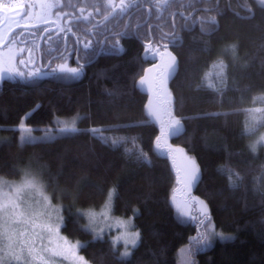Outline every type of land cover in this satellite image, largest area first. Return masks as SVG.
<instances>
[{
	"label": "trees",
	"instance_id": "16d2710c",
	"mask_svg": "<svg viewBox=\"0 0 264 264\" xmlns=\"http://www.w3.org/2000/svg\"><path fill=\"white\" fill-rule=\"evenodd\" d=\"M157 2L126 0L131 9H117L104 19L114 11L106 0H59L52 12L62 20L53 31L55 40L61 46L69 27L79 39L92 40L93 48L81 46L77 57L88 64L79 65L73 55L63 54L69 68L80 69L74 78L52 72L0 81V178H20L19 170L43 168L48 189L61 190L64 200H72L63 230L86 241L81 251L92 264H264V143L252 150L264 133V122L257 124L253 115L264 121V113L244 111L264 109V5L258 0H159L154 7ZM158 10L166 32L175 17L183 41L182 46H170L177 57L169 83L173 113L184 124V131L172 139L199 164L201 180L194 191L208 205L212 221L232 234L202 249L191 239L202 230L190 217L180 216L172 202L176 172L156 146L160 128L148 115V93L138 83L153 60L142 55L145 40L151 38L147 26ZM211 17L217 18L216 31L202 32L200 21ZM98 25L107 33L124 31L122 52L102 42ZM69 40L76 49V40ZM29 112L31 118L24 119ZM76 114L78 131L48 143H20V122L42 132L57 117L71 120ZM245 126L251 131L244 133ZM93 128L98 131L91 132ZM142 153L147 154L144 163L138 158ZM113 189L118 198L110 195ZM110 197L111 213L132 216L140 232L138 245L125 260L123 244L81 230L85 219L72 207L97 210ZM133 209L139 213L134 215Z\"/></svg>",
	"mask_w": 264,
	"mask_h": 264
},
{
	"label": "snow or ice",
	"instance_id": "6c2138e0",
	"mask_svg": "<svg viewBox=\"0 0 264 264\" xmlns=\"http://www.w3.org/2000/svg\"><path fill=\"white\" fill-rule=\"evenodd\" d=\"M166 2V0H165ZM260 5H264V0H258ZM106 3L115 10L119 8L120 11H124L125 8L130 5L125 3V0H120L119 5L114 4L113 0H106ZM157 7H159V0L157 2ZM17 9L24 10L25 5L23 3L6 4L0 3V12H16ZM83 13V9H80ZM97 12L100 11L99 8L96 9ZM252 12V9H248ZM222 14V13H221ZM19 15V13H17ZM30 15V13H29ZM107 15L104 19H107ZM9 20H13V17H9ZM77 20L80 17L76 18ZM87 19V17H84ZM187 21V18H185ZM19 26L18 21H16ZM195 23V22H193ZM201 31L202 32H212L216 31L218 27V21L216 17H211L207 20H201ZM208 24L211 27L205 28L204 25ZM183 27L189 30V25L186 22ZM151 30V26H149ZM171 31L161 32L158 43H153V38H147L144 42V51L142 58L147 60L152 58L158 60L159 63H152L147 69H144L145 75L140 78V84H149L152 86L154 83L149 79V74L154 70H158L159 85L164 86L169 78L174 77L177 69V58L175 55L169 51L170 46L179 47L182 46L183 41L176 32V22L173 20L171 24ZM9 30H11L9 25ZM61 31H64L61 29ZM69 32L72 31L71 27L68 28ZM121 35V34H117ZM164 41H167L165 43ZM4 43V37L0 36V44ZM77 43H82L83 49L91 50L93 48V41L85 39L80 41L77 38ZM113 48L118 49V42L112 45ZM80 49H73L78 56ZM79 58V57H78ZM13 57L9 55L8 60L5 62L0 58V79H3L4 72L15 73L23 77L24 72L19 71L12 67ZM20 64H25V61L21 60ZM227 67V65H223ZM54 72H59L61 74H67L64 78L75 77L78 75L79 68H69L66 64H60L55 69ZM40 70L28 72V76L35 78L39 75ZM224 87H227V77L225 76L222 80ZM244 111L259 114L264 113V109H245ZM159 109H153L151 107V101L148 106V115L158 117ZM169 121L167 123V133L162 130V135L179 136L183 131V125L180 119L173 118L171 113L168 112ZM32 112L26 113L24 119H30ZM253 119L257 124L262 121L256 115H253ZM143 123H147L144 121ZM133 127H139L141 125H132ZM78 131L74 126L72 128H60L57 133L63 135L68 132ZM96 133L98 130L93 128L90 130ZM103 132L104 130H99ZM244 133L251 131L247 126L244 128ZM60 138L59 135H53L51 131L46 132L43 137H34L31 135V130H28V134L21 137L20 143L35 145L36 143H48L55 139ZM161 137L157 136V148L160 147L159 141ZM258 143H264V135H261L257 141ZM115 144V141H112ZM252 150H255V145L252 146ZM182 151V150H181ZM142 163L147 161V154L142 153L138 157ZM183 165L180 169H177V183L181 184L182 191L188 193L194 184H197L201 180V170L196 164L195 159L188 157L186 154H182ZM21 181L19 182H9L0 178V264H52L54 257L66 258L71 256L75 261V264H87L83 257L76 255V247L86 248L88 245L86 243L68 246L65 243L61 244L57 241L60 240L59 230L61 226L67 227L65 218L59 213V211L51 204V201L47 195L44 194V184L41 179L43 168L38 171H24ZM181 172L183 173L181 175ZM229 187H235V185L230 184ZM29 193H34L36 195H27ZM111 196L118 198V193L115 189L110 193ZM191 199L198 205V215L192 216L188 209L191 205L188 204L187 200ZM172 202L175 205L176 211L180 216H189L193 221H195L196 226L203 231L198 237H192L191 239L196 241V244L200 249L208 246L212 239L219 237L221 240L231 239V237H225L223 233L216 232L215 226L212 222L211 215L208 211L207 204L199 200V198H193L188 196L183 202H177L175 196L172 197ZM134 215L139 213V209H133ZM81 213L77 212V215ZM81 230H87V225L80 226ZM140 234L134 233L131 240L133 247L138 245ZM132 255L131 251H125L121 254V259L125 260L130 258ZM7 258V260H6ZM191 264H195L194 261Z\"/></svg>",
	"mask_w": 264,
	"mask_h": 264
},
{
	"label": "rangeland",
	"instance_id": "374dc122",
	"mask_svg": "<svg viewBox=\"0 0 264 264\" xmlns=\"http://www.w3.org/2000/svg\"><path fill=\"white\" fill-rule=\"evenodd\" d=\"M58 2L59 0H33L31 3L26 5L30 15L28 14L26 17L22 18V21H27V20L32 19V21L39 22L45 19H50V18L55 17L52 14V12H53L55 5H57ZM14 3L15 2L13 1L12 2L9 1V4H14ZM119 3H120V0H117L116 4L119 5ZM14 24H15L14 21L9 20L8 18H4L0 14V36L4 37V43L0 44V58H2L6 62L9 58V55H11L13 57L12 67L15 69H18L21 72H24L25 75L21 77L19 75H16L14 72L13 73L4 72L3 79L8 78V77L25 78L28 76V72L36 70L35 68H33L32 70L31 69L28 70V68H19V62H20L19 56H21L24 59V53L26 51V47L23 43H19L17 41L16 36L10 34L12 30L14 29L13 27ZM9 25H10L11 30H9ZM169 51H171L172 54L176 56L172 48H169ZM23 61H25V59ZM152 63H159V61L153 59L152 62L149 63L147 68H149ZM144 75L145 73L143 74V76ZM3 79H0V81ZM149 79L154 82L152 86H150L149 84L141 85L140 80L138 81V83H139V86L143 90L147 91L148 93V99H147V104H146L147 112H148V106H149L150 101H151V107L153 109L160 110L158 117L150 116V119L155 121L160 128L159 136L161 137V139L159 141L160 147L158 148V150L161 153L169 156L172 162V165L174 167V170L176 172V186L174 189L173 196H175L177 202H183L185 199H187L188 196H191L193 198H199V200H202L194 191V187L196 184H194L191 187L188 193H185L184 191L181 190L183 186L177 183V169H180L183 165L182 154H186L188 157H191V158H194V157L191 156L181 144L175 143L171 135H162V130L164 133H167L168 131L167 129V123L169 121L168 112L171 113V116L173 118L180 119L184 127V124L181 118H179V116L173 113V94H172V91L169 85L171 78L168 79V81L166 82V85L160 86L159 85L160 77L158 75V70H154L152 73L149 74ZM73 117L75 118H72L71 120H67L69 117H57L55 121L56 122L55 125L51 126L49 129H43L42 132L35 131L28 124L22 121L18 125L19 140H21L22 136H25L28 134V130H31V135L34 137H43L48 131H51L53 135H60L57 133V130L60 128L70 129L74 126L76 129H79V126H78L79 115L76 114V116H73ZM261 133H258V134L264 135L263 132ZM254 145L256 148L259 145V143L255 142ZM156 146H157V141H156ZM195 162L199 166L196 159H195ZM28 170L36 171L35 169H31V168L25 171H28ZM182 174L183 173L181 172V175ZM22 176L20 178L18 177V178H7V179L3 178V179L9 182H19L21 181ZM41 179L44 184V189H43L44 194L49 197L51 204L54 207H56L59 213L63 215L64 218H66L65 211L67 208H69V206L73 205L72 200H70L69 203L66 200H64L62 198L63 197L62 195L64 192L61 190L56 189L54 193L50 191L48 189L46 180H44L42 176H41ZM27 195H36V194L29 193ZM109 199L97 210H88L86 208L74 207V206L72 207L76 210L75 212L76 214L77 212H79L81 213L79 216L84 217L85 225L88 226V229L91 230L95 238L109 235L110 238H112L115 243L123 244L120 254L124 253L125 251H132L133 245L131 244V240L133 238V234L137 232L140 234V232L138 229L135 228L132 216L130 217L120 216V215L114 214L112 211V213L115 215L114 216L111 213L108 202H110L111 207H112V198L110 197ZM187 202L189 205H191V207L188 209L190 214L192 216L198 215V205H196L191 199H188ZM208 211L210 213L209 207H208ZM213 224L215 226L216 232L223 233L225 237L232 236L231 233H227V232H224L218 229L214 222ZM201 230L203 231V229ZM59 236H60V240L57 242L61 244L66 242L68 246H75V245L86 243V241L84 240L74 239V238L69 237L64 232L63 226H61L59 230ZM218 239L220 238L219 237L213 238L210 244L214 243ZM139 240H140V237H139ZM76 255L79 257H83L84 260L87 262V264H92L86 259L80 247H76ZM52 264H75V261L73 260L71 256H67L66 258L54 257Z\"/></svg>",
	"mask_w": 264,
	"mask_h": 264
},
{
	"label": "flooded vegetation",
	"instance_id": "af4514ba",
	"mask_svg": "<svg viewBox=\"0 0 264 264\" xmlns=\"http://www.w3.org/2000/svg\"><path fill=\"white\" fill-rule=\"evenodd\" d=\"M0 3H6L9 4V0H0ZM154 7H157L155 5ZM131 7H127L124 9V11H127L131 9ZM119 9L116 8L113 13L107 18L109 19L114 12ZM135 9L132 10L131 13H133ZM159 14L154 16V18L149 22L147 26L148 35L153 38V43L159 42V37L161 35V32H166L163 30L162 23L165 21L163 20L162 11L158 10ZM148 12L150 14L151 8H148ZM13 17L14 19L12 21L15 22L14 29L10 34L16 36V39L19 43H23L26 47V51L24 53V59L25 64L19 63V68H28V70H32L33 68L39 69L40 73H52V69H55L60 64H66L68 66V62L63 58L66 54V57L69 58L72 55L77 60V54L73 52V43L71 40L68 41L69 36L72 37L74 40H76L77 43V35L72 30L71 32L67 31L63 36V42L60 46V42H56L55 38L57 33H53L56 29H58L61 26L62 20L56 17L45 19L39 22L27 20L22 21V18L26 17L29 12L28 8L25 5V9H17L16 12H0V14L5 18ZM19 13V15H17ZM168 17V15H166ZM188 17V16H185ZM150 16L145 20H149ZM173 16V20H174ZM172 20V21H173ZM16 21H18L19 26L17 25ZM145 21L142 23L144 24ZM186 23L184 21L183 25ZM139 23L134 25V31L136 32V29L138 27ZM149 26H151V30L149 29ZM39 28H41V31H39ZM96 30L99 35L102 36V42L109 41L111 43V46L118 42V49L122 52V44L119 42V40L122 38L121 35L124 31H116L115 33H107L108 29L105 26L98 25L96 26ZM177 32V29H176ZM178 33V32H177ZM121 34V35H117ZM117 35L118 37L112 39V36ZM179 35V33H178ZM131 36L130 34L125 35V37ZM180 37V36H179ZM80 41H84L83 39H79ZM112 40V41H111ZM167 43V41H164ZM82 43H77V48L81 49ZM103 46V43H102ZM113 47V46H112ZM79 55V53H78ZM21 56H19V61L24 60ZM77 63L79 65L85 66L88 64V61L84 60H77Z\"/></svg>",
	"mask_w": 264,
	"mask_h": 264
},
{
	"label": "built area",
	"instance_id": "2783aa9c",
	"mask_svg": "<svg viewBox=\"0 0 264 264\" xmlns=\"http://www.w3.org/2000/svg\"><path fill=\"white\" fill-rule=\"evenodd\" d=\"M11 2L13 1V2H15V3H17V2H21V3H28V2H30L31 0H10Z\"/></svg>",
	"mask_w": 264,
	"mask_h": 264
},
{
	"label": "water",
	"instance_id": "95a60500",
	"mask_svg": "<svg viewBox=\"0 0 264 264\" xmlns=\"http://www.w3.org/2000/svg\"><path fill=\"white\" fill-rule=\"evenodd\" d=\"M5 14V18H6V13H4Z\"/></svg>",
	"mask_w": 264,
	"mask_h": 264
}]
</instances>
